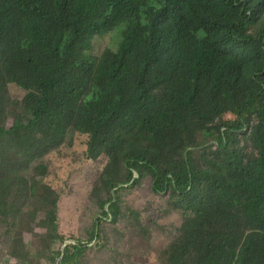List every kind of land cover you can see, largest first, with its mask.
I'll return each instance as SVG.
<instances>
[{"label":"trees","instance_id":"obj_1","mask_svg":"<svg viewBox=\"0 0 264 264\" xmlns=\"http://www.w3.org/2000/svg\"><path fill=\"white\" fill-rule=\"evenodd\" d=\"M115 32L117 47L104 45ZM69 153L100 163L97 211L86 237L55 251ZM145 180L182 216L164 264H264V0H0L8 248L41 216L50 242L21 243L28 257L113 253L108 219H138L120 192Z\"/></svg>","mask_w":264,"mask_h":264},{"label":"rangeland","instance_id":"obj_2","mask_svg":"<svg viewBox=\"0 0 264 264\" xmlns=\"http://www.w3.org/2000/svg\"><path fill=\"white\" fill-rule=\"evenodd\" d=\"M103 42L104 45L108 44V47L116 48L119 43L118 32L108 36ZM9 92L15 99H21L25 95V92L15 85L9 86ZM67 160L72 164L69 176L60 175L55 179L61 185L69 184L66 194L58 203L59 233L65 240L63 242L58 240L53 245L55 251L61 245L70 242L73 235L85 236L82 229L89 226V221L94 219L97 211V207L89 204L88 196L91 191L89 179L100 166L99 161L83 160L80 154L72 156L71 153ZM25 174L28 175L29 172ZM148 183L149 180H145L142 186L120 192L123 203L139 211L140 216L135 219L132 213L128 212L117 222L112 221V215L109 217L105 232L113 253L93 249L89 256L84 255L77 264H164L161 250L177 234L182 216L180 212L167 205L165 195L153 193ZM41 218L38 217L34 222L27 218V222L32 224L23 223L20 227L23 242L31 250L44 247L50 242L47 234L37 230V223ZM23 242L13 240L8 248V234L4 223L0 222V264H59L51 258L37 259L34 255L28 257L33 252L27 255L21 244ZM21 251L24 254L22 256Z\"/></svg>","mask_w":264,"mask_h":264}]
</instances>
